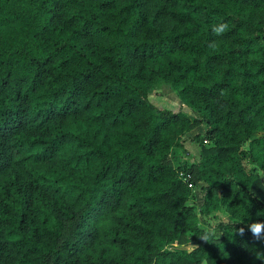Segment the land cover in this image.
<instances>
[{
    "label": "trees",
    "instance_id": "16d2710c",
    "mask_svg": "<svg viewBox=\"0 0 264 264\" xmlns=\"http://www.w3.org/2000/svg\"><path fill=\"white\" fill-rule=\"evenodd\" d=\"M257 222L264 0H0V264H264Z\"/></svg>",
    "mask_w": 264,
    "mask_h": 264
},
{
    "label": "rangeland",
    "instance_id": "374dc122",
    "mask_svg": "<svg viewBox=\"0 0 264 264\" xmlns=\"http://www.w3.org/2000/svg\"><path fill=\"white\" fill-rule=\"evenodd\" d=\"M150 100L157 106L168 108L171 110H176L180 106V100L177 94L171 89V87L165 83L156 84L150 90ZM185 110V109H184ZM202 130L201 127L196 126L193 130H191V134L196 133L197 131ZM187 147L189 150L195 154H198L199 145L196 142L187 141ZM194 200L198 203L201 201V195L199 192V187H194ZM220 217L224 218L225 214L223 212L220 213ZM215 221V219H214Z\"/></svg>",
    "mask_w": 264,
    "mask_h": 264
},
{
    "label": "clouds",
    "instance_id": "9594fccd",
    "mask_svg": "<svg viewBox=\"0 0 264 264\" xmlns=\"http://www.w3.org/2000/svg\"><path fill=\"white\" fill-rule=\"evenodd\" d=\"M228 25L221 23L218 25H213L211 26V31L214 35L216 36H221L223 35V33H225V31L227 30ZM249 229L253 235L254 238L258 239V240H264V225H262L261 223L257 222L254 223L252 225H249ZM240 233H243V229H239L238 230ZM204 240H208L209 237L204 236L202 237ZM258 259H264L262 257H257Z\"/></svg>",
    "mask_w": 264,
    "mask_h": 264
}]
</instances>
